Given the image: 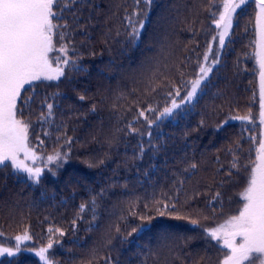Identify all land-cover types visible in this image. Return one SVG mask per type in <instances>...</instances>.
<instances>
[{"label": "trees", "instance_id": "1", "mask_svg": "<svg viewBox=\"0 0 264 264\" xmlns=\"http://www.w3.org/2000/svg\"><path fill=\"white\" fill-rule=\"evenodd\" d=\"M91 2L95 7L78 13L65 40L53 37L87 72L60 65L64 76L25 85L17 101L29 148L45 160L55 152L62 159L48 162L39 183L0 168V244L18 245L15 255L0 256V264H43L34 253L50 241V264H193L200 257L201 264H222L229 250L205 228L242 210L264 141L260 10L254 0L238 8L217 47L225 0H155L131 44L125 17L136 8L134 0ZM69 11L63 17L71 22ZM202 66L212 71L185 103ZM173 100L179 107L161 116ZM237 155L239 170L231 167ZM191 163L198 169L189 179ZM17 236L28 240L15 244Z\"/></svg>", "mask_w": 264, "mask_h": 264}, {"label": "snow or ice", "instance_id": "2", "mask_svg": "<svg viewBox=\"0 0 264 264\" xmlns=\"http://www.w3.org/2000/svg\"><path fill=\"white\" fill-rule=\"evenodd\" d=\"M254 2L260 10L257 16V25L261 46L264 47V0H254ZM134 3L136 8L133 13L125 17L130 25L127 34L131 44H135L139 39L155 0H134ZM247 3L248 0H239L238 3L235 0H226L224 3V12L216 21L217 28H220L222 24L224 27V32L220 33L219 38L221 47L224 45V35L231 27L232 14L237 8H241ZM94 7L95 4L91 0H0V168L3 170L11 168L18 172H25L29 179L39 183L42 170L38 167H29L25 162L28 159L35 161L37 157L28 146V125L17 119V101L22 98L21 90L25 85H32L34 81L42 78L58 80L64 76L65 72L60 66L61 64L77 72H87V68L77 63L76 59L70 58L69 46L61 44L57 48L53 37L58 35L59 40H65L66 31L72 29L73 25L79 22L78 13H81L83 9ZM66 10H70L69 14L73 18L71 22L63 17ZM211 14L213 17L215 16V12ZM57 18L63 19V23L61 24ZM54 20H56L55 23ZM57 29H61V31L57 33ZM67 38L71 39L70 36ZM53 51L63 54L62 58L58 57L55 61V68H53V61L49 56ZM257 55L260 68V117L261 123H264V51L258 52ZM207 59L206 54L204 60L207 61ZM211 71V67L202 66L200 68V78L193 82L191 90L182 98L185 103L193 100L202 80ZM175 94L180 95L179 89H176ZM79 99L84 100L85 96L80 95ZM178 107L179 105L173 100L172 107H165L161 116L171 115L173 110ZM47 109V115L51 116L53 105L47 104ZM147 110L154 111L151 108ZM139 115L143 117L145 112L140 111ZM65 142L70 144L71 139L68 138ZM21 153L24 155L23 160L19 158ZM61 159L59 152L47 157L49 163ZM238 159V155L234 156V162L231 165L237 170H239V165L236 163ZM197 169V163H191L190 168L185 169V172H190L189 179L196 175L195 170ZM223 174L234 175L231 170H226ZM221 195L220 191H216L214 199L218 200ZM242 198L245 203L238 215L231 216L226 223L216 228H205V232L212 240H220L223 236V246L229 252L225 254L222 264H245V262L264 264V141L260 142L256 162L250 169V176ZM85 207L83 204L80 206L82 212ZM165 207L167 208V205ZM92 211L95 214V200L92 202ZM176 218L184 219L185 216L177 214ZM188 218L191 224L198 223L197 219H192L190 216ZM52 231L49 229L50 233ZM55 231L59 232L60 236L64 235L59 229ZM237 237L240 238L239 242H237ZM21 239L20 236L16 237L17 242ZM52 247L53 243L50 241L47 248L40 249L38 255L43 264H50L47 250ZM5 254L13 256L15 251L12 248L0 247V256ZM204 259V257H200L193 261V264H201Z\"/></svg>", "mask_w": 264, "mask_h": 264}, {"label": "rangeland", "instance_id": "3", "mask_svg": "<svg viewBox=\"0 0 264 264\" xmlns=\"http://www.w3.org/2000/svg\"><path fill=\"white\" fill-rule=\"evenodd\" d=\"M225 2H226V0H225ZM224 2V3H225ZM235 2L236 3H238L239 2V0H235ZM224 5V4H223ZM238 9V8H237ZM237 9L235 10V12L237 11ZM224 12V7H222V10H221V12H220V14H222ZM235 12L232 14V21H231V25H232V22H233V16H234V14H235ZM220 14H219V16H218V20H219V17H220ZM217 20V21H218ZM230 28V27H229ZM229 28H228V30H229ZM222 32H224V27H223V24L221 25V27L220 28H217V37H216V40H215V45L217 46V47H219V38H220V33H222ZM228 34V31H227V33L224 35V38H225V36ZM261 44H262V42H261V37H260V33H259V40H258V49H259V52H261V51H264V47H262L261 46ZM53 54H54V61H56L57 60V58L59 57V58H62L63 57V54L62 53H59V52H56V51H53L52 52ZM62 65V64H61ZM63 67H64V65H62ZM31 151H33L32 149H30ZM36 154V157H37V159L35 160V161H33V160H31V159H28L27 161H25L26 163H27V165L29 166V167H33V168H36V167H38V168H40L41 170L42 169H44L45 167H46V165L48 164V161H47V159L45 160L44 158H42V157H40L37 153H35ZM21 160H23L24 159V155H23V153H21L20 154V157H19ZM43 160H45L44 162H41V161H43ZM23 174H24V176L26 177H28V174L27 173H25V172H22ZM226 223V222H225ZM224 224V223H223ZM26 237V236H25ZM22 239L19 241V242H17V240L15 239V244H18V243H21V242H23V241H25V240H28V238H24V237H21ZM237 239V242H239V237H237L236 238ZM220 240H222V242H223V236H221V239ZM18 245H1L0 244V247H6V248H12L14 251L17 249L16 247H17ZM38 253H39V251H37V252H35L34 254L37 256V258L41 261V262H43L42 260H41V258H40V256L38 255ZM246 263V262H245Z\"/></svg>", "mask_w": 264, "mask_h": 264}]
</instances>
